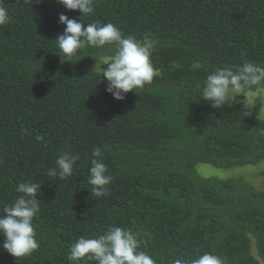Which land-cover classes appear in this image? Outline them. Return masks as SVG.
I'll use <instances>...</instances> for the list:
<instances>
[{"label":"trees","instance_id":"trees-1","mask_svg":"<svg viewBox=\"0 0 264 264\" xmlns=\"http://www.w3.org/2000/svg\"><path fill=\"white\" fill-rule=\"evenodd\" d=\"M4 3L10 21L0 26V209L19 195V183L41 188L33 219L38 250L15 258L0 247V264H71L70 245L109 226L138 233L139 250L156 264L204 253L225 264H264V118L241 96L216 109L196 89L216 68L244 61L264 67V0H94L84 24L111 22L124 36L156 41L150 59L157 75L123 100L86 69L115 45L87 47L72 61L56 47L65 27L59 15L79 21V10L57 0ZM94 147L104 149L113 178L106 197L87 183ZM62 152L79 155L73 174L49 178ZM200 164H261L262 171L253 186L243 177H204Z\"/></svg>","mask_w":264,"mask_h":264},{"label":"clouds","instance_id":"clouds-1","mask_svg":"<svg viewBox=\"0 0 264 264\" xmlns=\"http://www.w3.org/2000/svg\"><path fill=\"white\" fill-rule=\"evenodd\" d=\"M26 2L31 3V0ZM57 3L67 10H79L81 13L79 21L70 19L63 13L58 18L59 23L65 27L63 33L54 40L67 61H72L79 50L87 47L103 48L105 45H115L111 56L93 57L96 63L92 72L99 74V78L103 76L106 81L105 91L114 99L123 100L128 92H134L135 89H141L152 82L157 70L150 59L156 45V41L150 38L151 34L146 35L140 42L132 36H124L111 22L95 21L84 24L82 17L95 11L94 0H57ZM9 21L8 9L4 0H0V26L8 24ZM196 89L198 97L216 109L224 105L231 106L240 95L259 98L260 103L264 104V67L244 61L239 66L216 68L197 84ZM35 139L38 142L44 141L42 135H37ZM103 151L100 147L93 148L87 177V183L92 185L91 193L96 197L110 194L107 185L113 179L106 174L107 166L102 162ZM77 160L78 154L62 152L57 157L55 166L48 169L46 175L49 178L65 180L72 176ZM40 188V183L32 181L19 183L15 188L19 195L10 205H4L0 209V235L5 238L0 247L15 258L30 256L39 248L33 219L40 210V200L37 199ZM140 243L138 233L109 226L99 236H81L70 245L66 259L71 264L81 261L84 264H156L150 255L139 250ZM172 264H225V261L214 254L204 253L190 260L174 259Z\"/></svg>","mask_w":264,"mask_h":264},{"label":"rangeland","instance_id":"rangeland-1","mask_svg":"<svg viewBox=\"0 0 264 264\" xmlns=\"http://www.w3.org/2000/svg\"><path fill=\"white\" fill-rule=\"evenodd\" d=\"M106 57H109V56L105 55L100 58H106ZM95 63H96V60L90 62L86 66V69L92 70ZM104 67H106V65ZM240 96H241V101L243 105H245L247 108L252 110L255 116L259 118H264V104L260 103L259 98H256V97L249 98L247 95L246 96L240 95ZM261 164L239 166V167L232 168V169H219V168H215L208 164H200L197 167V169H198V173L204 177H216L218 179H231L235 177H243L250 184L252 183L255 184V182L259 178V174L262 171V169L259 166Z\"/></svg>","mask_w":264,"mask_h":264}]
</instances>
